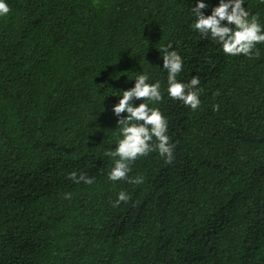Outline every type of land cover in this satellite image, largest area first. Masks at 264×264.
Returning a JSON list of instances; mask_svg holds the SVG:
<instances>
[{"label":"trees","instance_id":"16d2710c","mask_svg":"<svg viewBox=\"0 0 264 264\" xmlns=\"http://www.w3.org/2000/svg\"><path fill=\"white\" fill-rule=\"evenodd\" d=\"M205 2L207 15L217 0ZM6 3L0 264H264V42L224 53L192 27L195 0ZM243 6L264 28V0ZM168 47L182 58L177 80L199 79L195 110L168 95ZM141 73L160 82L148 103L167 121L173 160L153 149L111 181V108ZM120 191L130 198L116 204Z\"/></svg>","mask_w":264,"mask_h":264},{"label":"clouds","instance_id":"9594fccd","mask_svg":"<svg viewBox=\"0 0 264 264\" xmlns=\"http://www.w3.org/2000/svg\"><path fill=\"white\" fill-rule=\"evenodd\" d=\"M245 0H217V4L211 7L210 14H205L204 9L209 8L205 0H195L191 9L195 20L192 24L194 30L203 36L210 37L220 44L224 53L228 55L251 54L255 44L264 42V28L258 23L255 16L249 19V13L243 6ZM10 11L6 0H0V15H6ZM162 57V69L167 72V92L171 98L182 101L186 106L195 110L199 104V94L195 86L199 79L193 77L188 83L177 80L178 73L182 70V58L170 47L160 50ZM133 86L127 90H120L118 101L112 105V114L117 118L119 135L116 146L107 150L106 155L113 158L114 166L108 172L111 181L128 179L130 164L139 156L148 155L153 149L164 158L166 163L173 160L174 145L169 143L167 133V121L161 112L155 107H149L148 102L161 100L160 82L148 83L149 76L141 73L135 76ZM139 102L134 104V100ZM124 113V116H121ZM155 138V143H152ZM73 182L83 181L92 184L93 178L75 171L69 173ZM142 176L131 178V183L140 184ZM70 194H66L68 196ZM129 195L125 191L117 194L116 204L128 201Z\"/></svg>","mask_w":264,"mask_h":264}]
</instances>
